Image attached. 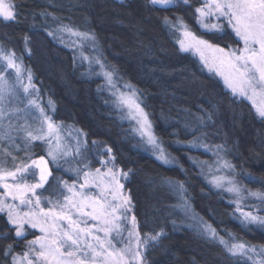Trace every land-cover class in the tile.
<instances>
[{
    "label": "trees",
    "instance_id": "16d2710c",
    "mask_svg": "<svg viewBox=\"0 0 264 264\" xmlns=\"http://www.w3.org/2000/svg\"><path fill=\"white\" fill-rule=\"evenodd\" d=\"M14 3L16 20L7 24L0 21V47L23 58L24 67L34 75L45 107L49 99L55 103V112L48 111L57 123H62L66 143L74 147L78 130L86 134L80 136L81 144L86 145L81 151L87 153L93 170L106 158L107 147L112 149L120 169L131 170L125 190L141 234H155L161 229L165 233L158 243L148 247L147 264H251L246 257L228 256L219 243L199 236L196 221L178 207L179 197L166 183L182 182L194 213L225 239L235 236L249 244L264 245V229L242 226L234 218L239 213L223 195L206 186L189 162V157L209 159L215 156V146L223 145L220 155L233 165L232 178L249 190L264 192V121L254 115L246 101H233L221 82L207 74L196 58L181 53L164 24V17L174 21L179 16L193 30L200 31L193 15L200 1L191 0V7L181 4L169 9L153 7L148 0ZM61 23L94 33L96 47L87 42L78 48L70 44L76 38L67 34H62L65 42L49 36L48 32L55 31ZM227 31L231 33L230 29ZM25 36L29 38L27 47L31 55L25 47ZM216 42L232 44L233 37L229 35ZM81 53L90 58L100 56L109 68L117 70L121 83H130L139 90L153 133L173 159V165H162L144 149L111 103L104 81L96 74L99 66L90 65ZM194 138H199L211 151L190 146ZM31 154L33 158L46 156L47 145L33 142ZM17 157L25 158V152L22 150ZM60 163V168L50 165L52 185L59 179L69 183L76 179L74 173L65 170L75 167V163ZM5 223L6 219H0V229ZM34 235L29 233L27 240ZM14 239V235L9 240L0 239V264H11V256L5 258L2 250ZM25 243L26 240H20L14 244L13 254L21 253Z\"/></svg>",
    "mask_w": 264,
    "mask_h": 264
},
{
    "label": "snow or ice",
    "instance_id": "6c2138e0",
    "mask_svg": "<svg viewBox=\"0 0 264 264\" xmlns=\"http://www.w3.org/2000/svg\"><path fill=\"white\" fill-rule=\"evenodd\" d=\"M149 3L163 9L181 4L191 7V0H149ZM193 15L200 31L189 27L182 17L177 16L174 21L164 17V24L179 51L198 57L204 69L223 81L233 101L240 104L248 101L256 116L264 121V0H200ZM16 18L14 0H0V21L7 24ZM62 34L76 38L70 44L78 48H83L87 42L96 47L94 33L68 24L61 23L55 31L48 32L54 39L65 42ZM229 35L233 37L232 44L216 42ZM28 39L24 37L26 50L31 55ZM83 59L99 66L96 74L104 78V88L113 97L111 103L122 118L135 121L133 132L151 147L156 159L164 164L172 163L152 131L139 90L127 82L121 86L117 70L109 68L100 56H83ZM48 109L55 112V103L49 99L46 108L41 102L34 75L31 69L24 67L23 58L0 47V189H3L0 219H6L0 229V239L15 237L3 248L4 257L11 256V264H146L144 253L149 243H158L165 233L161 229L155 234L142 235L135 215L129 219L132 203L123 192L121 177L127 179L131 170L125 172L116 168L110 147L106 148L108 158L101 159L100 167L93 170L87 153L81 151L86 145L81 144L80 136L86 134L78 130L75 146L66 143L62 123H57ZM198 119L203 123L202 117ZM18 139L23 142V149ZM35 141L47 145L46 156L33 158ZM5 144L15 146L16 152L23 150L25 158L18 159ZM190 146H202L205 151H211L199 138H194ZM215 147L216 173L221 169L234 172L233 165L220 155L223 145ZM97 155L103 153L97 152ZM8 157H11V167ZM61 160L68 165L75 163V167L65 170L74 173L76 179L71 183L59 179L52 185L50 165L60 168ZM166 183L178 195V207L196 221L199 236L210 243H219L230 257H246L251 264H264V245L249 244L235 236L225 239L194 213L182 182L168 180ZM209 183L234 197L229 202L235 204L239 216L233 215L242 226L264 229V215L242 207L247 197L234 178L214 173ZM247 196L255 197L264 205V192L249 191ZM29 228L40 235L27 240ZM20 240H26L22 252L13 254L14 244Z\"/></svg>",
    "mask_w": 264,
    "mask_h": 264
},
{
    "label": "rangeland",
    "instance_id": "374dc122",
    "mask_svg": "<svg viewBox=\"0 0 264 264\" xmlns=\"http://www.w3.org/2000/svg\"><path fill=\"white\" fill-rule=\"evenodd\" d=\"M116 1H118V2H125V1H127V0H116ZM149 1V0H148ZM200 1V0H199ZM151 5V4H150ZM183 5V4H182ZM152 6V5H151ZM213 22H215V21H213ZM196 25H197V27H198V29L200 30V28H199V25L196 23ZM179 48V47H178ZM182 53V52H181ZM183 54H189V55H191L192 57H194V58H196L197 59V61L199 62V58L198 57H195V56H193L192 54H190V53H183ZM199 64H200V62H199ZM200 66L202 67V69L207 73V74H209V75H212V76H214L215 78H217L220 82H221V84L223 85V87L225 88V86H224V84H223V81L219 78V77H217V76H215V74L214 73H212V74H210L208 71H207V69H204L203 68V66L200 64ZM98 72H99V70H98ZM100 76V75H99ZM101 78H102V80L104 81V78L102 77V76H100ZM118 82H119V84L122 86L123 85V83H121L119 80H118ZM104 83H105V81H104ZM225 90L227 91V89L225 88ZM107 91V90H106ZM228 92V91H227ZM107 93L110 95V93L107 91ZM229 93V92H228ZM230 94V93H229ZM231 95V94H230ZM111 96V95H110ZM112 97V96H111ZM112 99H113V97H112ZM250 106H251V104L248 102V101H246ZM252 108V107H251ZM252 111H253V113H254V115L256 116V114H255V110L254 109H252ZM257 117V116H256ZM258 118V117H257ZM123 119V121L124 122H126L128 125H129V127H130V129H131V131L133 132V127H136V125H135V121H132V120H129V119H127V118H122ZM150 119V118H149ZM259 119V118H258ZM152 131H153V129H152ZM133 134L136 136V138L139 140V141H141V143H142V146L144 147V149H147L149 152V154H151L152 156H153V158L156 160V161H158L159 163H161L162 165H165V166H169V165H173V162L172 163H170V164H164V163H162L161 161H159V160H157L156 159V155L155 154H153V151H152V149H151V147L147 144V143H145L144 141H142L141 140V138H140V136L139 135H137L135 132H133ZM20 142V145H21V147H23V142L21 141V140H17V142ZM158 142L160 143V141L158 140ZM7 147H9L10 149H11V151H13L16 155L17 154H21L22 153V150L21 151H19V152H16V149H15V146H13V145H6ZM160 146L162 147V145H161V143H160ZM163 148V147H162ZM22 149V148H21ZM146 150V151H147ZM165 151V150H164ZM222 156V155H221ZM223 157V156H222ZM108 157L106 156V158H104V159H107ZM170 158V157H169ZM172 161H173V159L172 158H170ZM223 159H225L224 157H223ZM226 160V159H225ZM193 161H198V162H204L203 164H198V163H193ZM217 161V156L215 155V156H213V157H211V158H209V159H204V160H200V159H196V158H193V157H189V162H191L192 164H193V166L196 168V170L198 171V174H199V176H200V178L203 180V182L206 184V186H208L212 191H215V192H218V193H220L221 195H223L224 196V198H225V200H226V202L228 203V204H230L231 206H232V208L235 210V204L234 203H230L229 201L230 200H232L234 197L231 195V194H229L228 192H226V191H223L222 189H217V188H215V187H213L210 183H209V181L211 180V178H212V174H217V175H225V176H230V177H232L230 174H231V171L230 170H228V169H221V171L219 172V173H216V168H215V162ZM8 166L9 167H11L12 166V161H11V157H8ZM115 166H116V168L117 169H120L116 164H115ZM210 166H212L211 168H210ZM99 167H100V165H99ZM50 178V177H49ZM128 178H129V176H128ZM128 178L127 179H124L123 177H121V182L124 184V188H123V192H124V194L125 195H127V196H129L128 195V192L125 190V184H126V182H127V180H128ZM236 181V180H235ZM236 183L242 188V191L244 192V194H245V196L247 197L245 200H243L242 201V207L245 209V210H252V211H255L257 214H260V215H264V205H261V203H260V201L259 200H257L255 197H248L247 196V193L249 192V191H252V190H249V189H247L246 187H244V186H242L240 183H238L237 181H236ZM92 191H95L94 189L92 190ZM0 192H3V189H0ZM254 192V191H253ZM255 206V207H254ZM238 213V212H237ZM133 215V205H132V211L130 212V213H128V216H129V219L131 218V216ZM130 226V225H129ZM28 231V234L29 233H35V235H40V233L38 232V231H36V230H33V229H28L27 230ZM124 235L125 236H127V233H124ZM152 243L150 242L149 243V246L151 245ZM148 246V247H149ZM146 253V252H145ZM145 253H144V256H145ZM146 260V259H145ZM146 264H147V262H146Z\"/></svg>",
    "mask_w": 264,
    "mask_h": 264
}]
</instances>
